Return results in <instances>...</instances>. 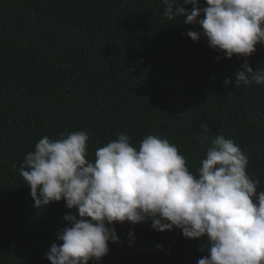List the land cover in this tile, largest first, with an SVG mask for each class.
<instances>
[{"label":"trees","instance_id":"trees-1","mask_svg":"<svg viewBox=\"0 0 264 264\" xmlns=\"http://www.w3.org/2000/svg\"><path fill=\"white\" fill-rule=\"evenodd\" d=\"M163 13L162 0H0V264H51L46 253L62 243L65 215L77 214L63 200L33 206L20 167L44 136L87 132L93 162L121 133L137 149L159 135L195 174L211 139L223 135L264 191V85L235 87L244 58L194 42L186 33L198 25ZM247 62L264 67V46ZM202 124L211 129L204 142ZM115 229L120 242L99 264H197L208 255L206 237L185 239L180 229L156 231L151 221Z\"/></svg>","mask_w":264,"mask_h":264},{"label":"clouds","instance_id":"clouds-1","mask_svg":"<svg viewBox=\"0 0 264 264\" xmlns=\"http://www.w3.org/2000/svg\"><path fill=\"white\" fill-rule=\"evenodd\" d=\"M205 2L201 7L200 0H182L183 6L162 0L163 15L198 25L201 30L186 33L194 42L205 39L228 59L244 58L235 87L264 85V67L254 71L247 62L257 45L264 46V0ZM201 129L202 142L208 141L209 125ZM88 141L85 131L61 133L56 140L44 136L20 167L34 207L63 200L77 210L64 217L69 225L57 233L62 243L46 253L51 264H99L109 243L120 242L116 224L148 221L156 231L206 237L208 255L197 264H264V191L257 193L260 181L249 176L248 157L232 140L212 138L195 174L178 148L159 135H147L137 149L121 133L96 149L93 162L86 159ZM128 236L131 246L134 232Z\"/></svg>","mask_w":264,"mask_h":264}]
</instances>
